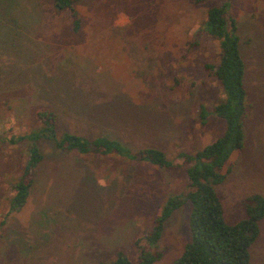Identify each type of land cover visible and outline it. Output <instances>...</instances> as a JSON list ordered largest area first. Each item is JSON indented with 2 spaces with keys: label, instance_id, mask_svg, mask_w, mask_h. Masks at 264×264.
I'll return each mask as SVG.
<instances>
[{
  "label": "rangeland",
  "instance_id": "rangeland-1",
  "mask_svg": "<svg viewBox=\"0 0 264 264\" xmlns=\"http://www.w3.org/2000/svg\"><path fill=\"white\" fill-rule=\"evenodd\" d=\"M224 4L249 103L244 147L216 187L232 224L243 217L244 197L264 196V0H78L77 32L53 0H0V264H110L119 247L137 257L134 240L188 191L184 169L42 140L29 196L12 211L28 141L10 139L42 127L36 113L45 108L56 114L58 138L102 135L131 151L159 149L173 163L193 157L226 129L212 112L225 93L203 66L219 62L218 41L202 32L208 10ZM191 207L165 222L154 264L182 255ZM259 227L249 264H264V218Z\"/></svg>",
  "mask_w": 264,
  "mask_h": 264
},
{
  "label": "trees",
  "instance_id": "trees-1",
  "mask_svg": "<svg viewBox=\"0 0 264 264\" xmlns=\"http://www.w3.org/2000/svg\"><path fill=\"white\" fill-rule=\"evenodd\" d=\"M205 0H190L199 4ZM58 11H66L71 17V30L77 32L82 25L77 10L78 0H53ZM226 5L212 7L207 12V20L202 32L218 41L219 62L204 63V70L213 76L225 93V100L216 104L212 112L226 122L222 135L206 145L193 157H186L183 163L171 162L159 149L142 148L131 151L123 144L107 136H97L89 140L85 136L63 132L57 137V117L45 108L37 111L43 126L27 131L11 142L28 141L27 163L20 180L13 186L10 210H18L27 200L33 182L35 168L42 160L39 142L49 140L62 151H75L79 154L96 153L118 154L129 159H141L158 167L184 169L188 191L169 199L155 218L147 233L134 240L138 250L135 259L129 252L119 247L115 250L114 261L110 264H154L162 253L157 248L165 222L184 203H191L189 232L191 240L185 244L182 255L171 264H249L250 248L260 234L259 222L264 218V196L250 194L242 199L243 217L228 224L223 219V207L216 187L226 177L222 168L228 163L233 151L244 147L243 121L249 108L247 90L244 85L245 64L240 55L234 18L227 15ZM203 116V112H202Z\"/></svg>",
  "mask_w": 264,
  "mask_h": 264
}]
</instances>
